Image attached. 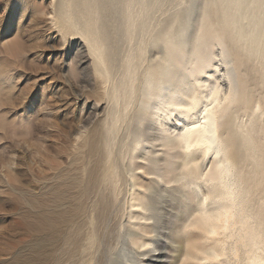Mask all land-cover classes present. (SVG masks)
<instances>
[{
  "label": "rangeland",
  "instance_id": "1",
  "mask_svg": "<svg viewBox=\"0 0 264 264\" xmlns=\"http://www.w3.org/2000/svg\"><path fill=\"white\" fill-rule=\"evenodd\" d=\"M69 1L0 0V264H190L184 260L187 243L202 239L181 233L180 227L187 216L188 222L193 217L192 209L178 198V183L148 173L151 158L162 155L159 123L155 118L138 124L141 88L127 111L123 97L114 100L110 94L122 80L126 57L136 55L137 84L158 64L161 74L173 69L179 75L172 89L185 81L191 86L184 93L190 95L195 87L203 98L191 120H180L173 111L170 122L165 120L168 133L201 119L215 89L223 95L229 86L219 47L202 75L203 87L187 72L190 62L180 60V51L189 56L193 50L208 0H147V28L137 25L132 39L126 38L121 24L127 16L125 0ZM90 2H97L99 10L91 12ZM97 19L107 37V53L115 55L108 78L97 71V59L82 36ZM168 25L172 38L152 44L154 34ZM144 42L149 46L137 56ZM168 46L177 51L163 60ZM258 85L254 93L263 89L264 95V86ZM184 93L176 100H186ZM115 111L126 116L110 140ZM135 134L145 136L146 143L132 153ZM148 148L154 153L147 155ZM203 164L205 168L209 161ZM113 170L119 176L117 185ZM140 190L148 205L150 201L146 211L135 203ZM138 225L151 226L144 231ZM155 245L158 250H153Z\"/></svg>",
  "mask_w": 264,
  "mask_h": 264
},
{
  "label": "bare ground",
  "instance_id": "2",
  "mask_svg": "<svg viewBox=\"0 0 264 264\" xmlns=\"http://www.w3.org/2000/svg\"><path fill=\"white\" fill-rule=\"evenodd\" d=\"M123 2L122 8L127 16L121 24L126 29V38L132 39L137 25L140 30L147 28L145 18L151 9V3L149 4L147 0ZM206 2V8L194 36L193 50L191 49L189 56L180 51L182 53L180 60L190 62V69L188 68L190 71L187 72L191 73L194 77L193 83L199 87L205 84L202 75L206 74L207 69L212 66L217 55L215 49L219 47V56L224 58L223 61L228 66L226 73L229 86L223 95L220 94L219 88L215 89L214 100L205 106L201 119L189 121L181 131L175 134H171V131L168 133L166 121L170 116L172 117V112H178L177 116L180 120H191L202 104L203 98H200L199 91L195 87L190 95L188 93L189 96L184 93L191 86L190 84V86L187 84L189 87L186 86L185 81H182L183 83L175 90L172 89L171 86L179 75L177 72L173 73V69L161 74L157 70L158 64L146 70L141 82L137 84L136 55L130 54L126 57L122 80L120 79V83L113 88L110 96L112 95L114 100H119L122 96L124 111H127L136 102V95L139 92L137 90L141 88L142 94L138 99L137 110L138 124L142 125L148 120L155 121V118L159 123L156 126H159L157 129L160 130V134H157L160 135L162 155L151 158L148 173L155 174L157 178L167 183L179 184L181 190L178 198L188 203L189 207L186 208L192 209V213L186 210L193 216L189 222V216H187L186 224L180 227L181 233L187 234L194 240L202 239L200 243L199 241L194 243L192 240L187 243L185 262L190 264H264V95H262L263 89L261 93H254L258 84L264 86V0H208ZM96 3H87L91 12L98 9L99 6ZM136 5L138 8L135 7ZM67 16L71 17L68 14ZM164 27L154 34L151 39L152 44L162 40L169 41L172 38V25ZM103 33L98 29L97 19L82 36L89 41L90 51L97 59V71L108 78L112 70L109 68L115 60V55L107 53V37ZM176 44H180L179 40ZM147 45L148 42L140 45L137 56H143ZM180 49L179 47L178 50ZM176 51L173 46H168L166 55L162 59L166 60ZM228 57H231L229 61L225 59ZM253 77L255 78L252 82ZM181 93L186 94L187 99L182 98L184 101L179 100V102L175 96ZM173 98L178 102L173 101ZM153 100L154 103H151ZM124 111L113 113L108 133L110 140L116 133L117 124L126 116ZM241 114L247 116L246 119H241ZM145 140V136L135 134L131 147L132 153L143 148ZM146 150L147 155H150L155 149ZM206 160L209 164L203 168ZM111 173L112 182L117 185L119 176L114 174V170ZM134 193L136 194L135 191ZM148 200L140 190L135 203L141 205L140 208L146 211L150 205ZM149 227L145 225L139 228L147 231ZM153 250H158L156 245ZM147 254L144 253V255Z\"/></svg>",
  "mask_w": 264,
  "mask_h": 264
}]
</instances>
